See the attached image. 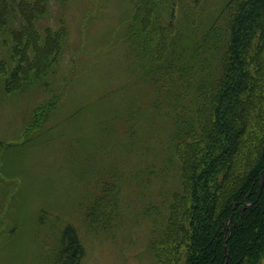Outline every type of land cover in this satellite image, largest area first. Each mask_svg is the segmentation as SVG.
<instances>
[{
  "label": "rangeland",
  "instance_id": "rangeland-1",
  "mask_svg": "<svg viewBox=\"0 0 264 264\" xmlns=\"http://www.w3.org/2000/svg\"><path fill=\"white\" fill-rule=\"evenodd\" d=\"M226 7L225 79L177 143L163 66ZM263 162L264 0H0V264H62L69 227L80 264H192Z\"/></svg>",
  "mask_w": 264,
  "mask_h": 264
},
{
  "label": "trees",
  "instance_id": "trees-1",
  "mask_svg": "<svg viewBox=\"0 0 264 264\" xmlns=\"http://www.w3.org/2000/svg\"><path fill=\"white\" fill-rule=\"evenodd\" d=\"M222 12L214 22L210 23L211 27L202 42L195 44L193 48L187 49L186 52H182L177 59L175 58L176 60H167L170 63L163 66L166 78L171 74L178 76V79L170 81L171 85L166 88L168 96L175 102L176 112H181L183 116V118H180L182 122L178 123L179 135L177 143L184 142L191 131L198 130L196 116L202 106V102L211 91L218 90L225 79L228 51L227 34L229 31V28H227V7ZM203 49H207L209 52L213 51L218 55L217 64L214 65L215 69L212 68L208 75L200 72L193 77L192 73L196 66L195 59L197 62L198 58L196 57L199 56L198 53ZM190 54H195L196 56L189 57ZM196 67L198 68V66ZM161 77L163 78V76ZM233 94L238 99L235 88H233ZM231 99L234 100V98ZM179 100H182L184 104H179ZM223 103L227 104L225 101ZM221 117L223 123L224 118L223 116ZM221 152H223V148H221ZM261 168H264V162ZM259 179L260 177L258 176L250 181L248 191L245 189L235 192L231 199L230 208H225L219 211L218 214L210 216L209 220L213 223L210 232L213 237L211 240L206 241L201 240V234L199 235L200 244L194 242L192 246H200L202 251L200 257L194 260L192 264H232L233 257L236 261L237 257L245 250L246 252L250 251L252 245L253 247L260 246L264 236V186L260 192L259 187L257 188ZM256 190L258 191L254 199L256 205L246 210L243 208L241 212V207L244 206V203L253 201ZM218 201V197L214 199V207ZM231 206H233V210ZM232 214V220L228 221ZM231 224L234 226H231ZM230 228H233V230H231L232 234L229 235ZM194 231L200 232V229L195 227ZM226 241L227 255L224 251ZM82 256L83 248L77 233L73 228L69 227L62 239V250L58 258H64L62 264H80ZM236 263H240L239 260Z\"/></svg>",
  "mask_w": 264,
  "mask_h": 264
},
{
  "label": "water",
  "instance_id": "water-1",
  "mask_svg": "<svg viewBox=\"0 0 264 264\" xmlns=\"http://www.w3.org/2000/svg\"><path fill=\"white\" fill-rule=\"evenodd\" d=\"M263 184H264V176H263ZM263 184L261 185L260 190H262V188H263ZM245 206H247V205H245Z\"/></svg>",
  "mask_w": 264,
  "mask_h": 264
}]
</instances>
